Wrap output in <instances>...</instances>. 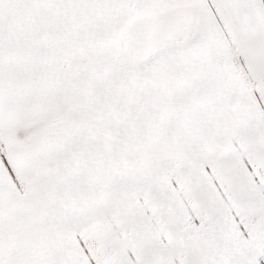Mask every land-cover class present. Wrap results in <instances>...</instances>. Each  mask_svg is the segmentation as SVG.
Listing matches in <instances>:
<instances>
[{
  "label": "snow or ice",
  "instance_id": "obj_1",
  "mask_svg": "<svg viewBox=\"0 0 264 264\" xmlns=\"http://www.w3.org/2000/svg\"><path fill=\"white\" fill-rule=\"evenodd\" d=\"M0 264H264V0H0Z\"/></svg>",
  "mask_w": 264,
  "mask_h": 264
}]
</instances>
